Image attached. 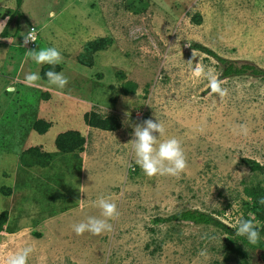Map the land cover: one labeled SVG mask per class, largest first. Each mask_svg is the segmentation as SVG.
Listing matches in <instances>:
<instances>
[{
	"label": "rangeland",
	"instance_id": "rangeland-1",
	"mask_svg": "<svg viewBox=\"0 0 264 264\" xmlns=\"http://www.w3.org/2000/svg\"><path fill=\"white\" fill-rule=\"evenodd\" d=\"M10 18L15 34L0 36V264L26 244L28 264H264L262 235L251 249L211 224L156 220L185 209L230 227L254 217L245 190L264 191L248 164L264 166V80L221 76L191 43L264 69V0H0V32ZM95 41L102 47L88 49ZM49 46L62 60L45 73L62 72L63 89L27 58ZM33 71L41 79L29 86ZM90 113L110 116V128L89 125ZM145 119L163 124L158 142H181L180 175L134 164L132 126ZM71 130L84 139L65 152L57 138ZM100 197L116 204L111 231L77 235L73 224L103 218Z\"/></svg>",
	"mask_w": 264,
	"mask_h": 264
},
{
	"label": "clouds",
	"instance_id": "clouds-1",
	"mask_svg": "<svg viewBox=\"0 0 264 264\" xmlns=\"http://www.w3.org/2000/svg\"><path fill=\"white\" fill-rule=\"evenodd\" d=\"M28 33V32H27ZM24 43L34 41L30 34L23 35ZM27 58L34 61L37 65L48 64L55 66L62 60L61 52L53 46L31 49L27 53ZM202 69H197V73ZM45 76L49 85L58 89H63L68 83L67 77L62 72H56L49 69ZM41 79L38 71L26 73L25 80L29 86ZM215 87V84H213ZM133 132L131 139V150L134 153V164L139 166L146 176L169 175L178 176L186 168V158L181 146V142L175 137H169L159 140L163 136L165 128L157 119H145L142 123L132 126ZM246 132L245 128H241ZM260 204H264V197L259 199ZM94 206L101 210V217L88 216L85 220L72 225V230L77 234L90 232L98 235L103 232L111 231L112 225L108 220L117 214L116 204L103 197L94 201ZM254 217H240L233 225L235 234L246 239L249 245H256L261 239L260 229L257 223H254ZM34 251V246L26 244L17 251L9 254L6 258V264H28L30 254ZM203 254V253H202Z\"/></svg>",
	"mask_w": 264,
	"mask_h": 264
},
{
	"label": "trees",
	"instance_id": "trees-1",
	"mask_svg": "<svg viewBox=\"0 0 264 264\" xmlns=\"http://www.w3.org/2000/svg\"><path fill=\"white\" fill-rule=\"evenodd\" d=\"M15 4L17 8H20L22 4V0H15ZM11 21V18L6 22L5 26L3 27L2 31L0 32V36L2 38H5L7 36H10L11 34L14 35L15 32L11 31L9 28V23ZM30 28V27H29ZM28 28V29H29ZM31 28L34 29L33 26ZM97 44V45H96ZM102 47L99 41L90 42L88 44V49L96 50ZM191 47L197 50H201L202 52L207 53L209 56H212L216 59V61L220 62V64L223 67L221 76L227 77L230 75H240V74H249L255 77H260L262 80H264V69L259 68L253 64L249 63H238L233 62L232 60L223 59L222 57L216 55L213 51H211L208 48H205L201 44H198L196 42L191 43ZM51 67V65L45 64L44 68L42 69V75L45 76V69ZM46 77V76H45ZM126 94V92H125ZM89 117V118H88ZM86 121L89 125L95 126L98 128H110L109 123L113 121L110 116H106L104 118L94 115V113H90L89 116L86 115ZM76 137V138H75ZM57 145L62 150H71L69 149L73 143L75 142V139L78 140L76 142L77 145H81L83 142V137L79 134L77 131H66L60 135V137L57 138ZM66 144H61V142ZM65 145V146H64ZM68 147L67 149H64V147ZM65 151V152H67ZM38 155V154H36ZM40 156V155H39ZM22 163L25 165L26 162L23 158H21ZM249 167L251 170L256 171L259 170L261 173L264 174V166L260 165L258 162H255L254 160L248 161ZM246 195L250 199V205L248 206V210L251 214L254 215L255 219L260 222L259 229L260 234L264 236V204L259 203V199L261 197H264V191L260 188H250L245 190ZM9 217L8 211L3 210L0 212V233L4 230V225L7 222ZM157 221L161 222H171V221H178V222H190L193 224H211L215 227L220 228L226 235H229L230 237L235 240L236 243H240L242 245H245L246 247H249L251 249H256L257 245H249L246 239L243 237L237 236L235 234L234 228L227 226L223 222H221L219 219L212 216L210 213L202 212L197 209H185L180 210L172 215H169L164 218H157ZM264 248V247H263ZM241 264V263H240ZM242 264H248V261L243 260Z\"/></svg>",
	"mask_w": 264,
	"mask_h": 264
},
{
	"label": "built area",
	"instance_id": "built-area-1",
	"mask_svg": "<svg viewBox=\"0 0 264 264\" xmlns=\"http://www.w3.org/2000/svg\"><path fill=\"white\" fill-rule=\"evenodd\" d=\"M33 28H31V30L28 32V34H30L31 36H33L34 35V33H33ZM29 42H31V41H29Z\"/></svg>",
	"mask_w": 264,
	"mask_h": 264
},
{
	"label": "water",
	"instance_id": "water-1",
	"mask_svg": "<svg viewBox=\"0 0 264 264\" xmlns=\"http://www.w3.org/2000/svg\"><path fill=\"white\" fill-rule=\"evenodd\" d=\"M261 259L264 261V252L262 253Z\"/></svg>",
	"mask_w": 264,
	"mask_h": 264
}]
</instances>
